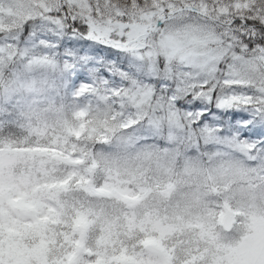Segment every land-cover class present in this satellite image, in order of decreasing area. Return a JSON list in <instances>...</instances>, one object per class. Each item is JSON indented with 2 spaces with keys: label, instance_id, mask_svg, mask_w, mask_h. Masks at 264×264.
<instances>
[{
  "label": "rangeland",
  "instance_id": "1",
  "mask_svg": "<svg viewBox=\"0 0 264 264\" xmlns=\"http://www.w3.org/2000/svg\"><path fill=\"white\" fill-rule=\"evenodd\" d=\"M0 4L7 28L12 0ZM16 51L0 47V97L14 99L20 120L16 133H0L3 264H264V157L251 145L217 148L208 134L192 152L166 122H143L150 94L94 78L72 87L67 75L53 95L46 68H65Z\"/></svg>",
  "mask_w": 264,
  "mask_h": 264
},
{
  "label": "snow or ice",
  "instance_id": "2",
  "mask_svg": "<svg viewBox=\"0 0 264 264\" xmlns=\"http://www.w3.org/2000/svg\"><path fill=\"white\" fill-rule=\"evenodd\" d=\"M4 15L0 47L46 53L72 87L150 94L143 122L175 144L198 152L211 134L264 157V0H12Z\"/></svg>",
  "mask_w": 264,
  "mask_h": 264
},
{
  "label": "trees",
  "instance_id": "3",
  "mask_svg": "<svg viewBox=\"0 0 264 264\" xmlns=\"http://www.w3.org/2000/svg\"><path fill=\"white\" fill-rule=\"evenodd\" d=\"M15 63L16 57L14 56L10 66H15ZM59 64L61 63L59 62ZM60 68V66H54L51 67V69L49 67L46 68L47 76L44 80V85L45 87H47V91L52 92L51 94L53 95L57 92H63L62 86L57 85V83L60 82L63 78L68 79L67 71L63 73ZM13 100L14 99L12 98L10 102H7L0 97V120L2 121V124L0 126V133H12L18 131V124L20 122L19 114H17L18 106L14 105Z\"/></svg>",
  "mask_w": 264,
  "mask_h": 264
},
{
  "label": "water",
  "instance_id": "4",
  "mask_svg": "<svg viewBox=\"0 0 264 264\" xmlns=\"http://www.w3.org/2000/svg\"><path fill=\"white\" fill-rule=\"evenodd\" d=\"M93 167H95V164L93 165ZM222 225L223 227L226 229V230H230L232 225H233V221H232V216H231V213L230 211H227L226 214L224 215L223 217V221H222ZM84 236V233H82V237ZM146 248L152 250V251H155V252H158V253H161V249L153 244H147L146 245ZM83 249V245L80 244L78 246V249L77 251L78 252H81ZM87 254H90L89 251H86Z\"/></svg>",
  "mask_w": 264,
  "mask_h": 264
}]
</instances>
